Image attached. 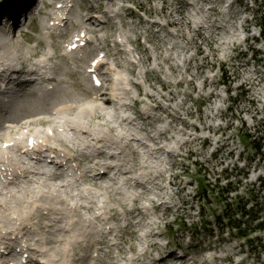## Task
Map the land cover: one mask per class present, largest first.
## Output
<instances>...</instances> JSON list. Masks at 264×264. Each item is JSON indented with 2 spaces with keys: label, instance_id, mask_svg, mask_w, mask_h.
Returning <instances> with one entry per match:
<instances>
[{
  "label": "rangeland",
  "instance_id": "rangeland-1",
  "mask_svg": "<svg viewBox=\"0 0 264 264\" xmlns=\"http://www.w3.org/2000/svg\"><path fill=\"white\" fill-rule=\"evenodd\" d=\"M62 1L39 0L28 9L30 19L20 27L25 35L15 36L14 56L22 66L45 67L42 72L61 82L53 84L63 88L59 102L72 105L62 114L46 111L43 119L51 125L49 148L71 168L75 165L69 169L73 181L61 186V174L32 175L28 181L18 172L10 192L31 182L25 185L29 199L23 198L30 204H21V222L6 213L0 225L45 240L55 232L45 218L54 222L61 217L56 209L62 208L68 214L60 227L69 233L55 232V242L75 229L106 230L108 225L115 230L110 248L96 236V255L90 254L96 264L114 263L115 255L117 264H264V255L255 261L227 239L200 235L181 246L188 233L179 229L180 222L196 218L190 184L197 175L211 182L235 167L245 175L243 188L264 202V158L251 155L236 137L244 130L260 140L264 132V31L258 33L264 0ZM100 5L104 9L98 14L113 17L93 33L94 21L84 19ZM84 28L92 45L67 52L64 44ZM98 42L107 51L104 87L115 96L116 109L108 112L97 110L109 101L102 91L99 101L93 99L98 91L82 76L86 61L98 53ZM20 160L40 169L29 156ZM99 170L106 176H96ZM8 193L2 192L0 200L9 199ZM167 228L173 230L171 243L164 239ZM177 250L186 256L174 263L157 261ZM68 251L74 254L73 247Z\"/></svg>",
  "mask_w": 264,
  "mask_h": 264
},
{
  "label": "bare ground",
  "instance_id": "bare-ground-1",
  "mask_svg": "<svg viewBox=\"0 0 264 264\" xmlns=\"http://www.w3.org/2000/svg\"><path fill=\"white\" fill-rule=\"evenodd\" d=\"M8 0H1L0 1V6L4 5L7 3ZM12 0H9V3L6 4L9 5ZM21 1V0H18ZM28 4L30 3V0H25ZM21 3V2H19ZM6 6H2V8H6ZM34 6V3L30 6V8H32ZM13 9V7L11 8ZM89 13V12H87ZM87 16V15H86ZM92 19V17L87 18L86 22L90 21ZM18 46V41L15 40V36L13 31L12 32H2L0 34V65H4L5 68L7 70H11L12 74H29V75H37V76H41L44 74V72H41L40 75H38V72H40L42 69H44L43 67H35L33 70H30L32 67L36 66V65H28V66H22L18 60L15 58L14 56V51ZM17 64L20 65V68L18 70H13L17 67ZM26 70V72H25ZM55 76L49 78V80H44L45 82H49L50 86L43 90L41 87L36 88L33 91V96L30 97L29 96H25L21 101L20 100H15V95H9V96H5L6 100L13 99V102L6 104L5 106H3V112L8 116V117H13L14 122L16 124H20L19 127L17 128L18 131L17 132H23L25 130H31L34 131V125L35 123L33 122L36 119L37 115H33V116H28L29 118L25 119V124L24 123H20L23 119H19L16 118L15 116L22 112V111H29L30 109L36 108L38 105H44L45 103H49L52 105H59L61 104V102H59V98L61 97V95L63 94V88L60 87H56L54 85H52V83L59 85L61 82L57 81L55 82ZM30 87L32 85H29ZM101 89V88H100ZM20 91H16V93H19ZM113 98H115V96L113 94H111ZM105 97L108 98V96L105 95ZM95 98V97H94ZM32 99V100H31ZM100 99V98H99ZM99 99H97V101H99ZM108 106L105 105H99L97 107V110L101 111V112H108ZM64 106L61 109V111L55 112V113H62L64 111ZM69 109V108H67ZM66 109V110H67ZM88 109L93 112L96 111L94 109V106L89 104ZM4 132H7L8 134H13L14 131L11 130L8 127L4 128ZM35 133V132H33ZM1 137H0V141H1ZM45 141V140H44ZM14 145V144H13ZM12 145V146H13ZM14 148H18V146H14ZM9 150H11L9 148ZM0 155L3 157L5 151H2L0 149ZM5 156H8V160H10L12 163H15L17 156L15 153H13L11 156H9V154H5ZM4 163V162H3ZM23 167H25V170L27 168H32L34 169V166L32 165H25L24 163H22ZM41 169H45L47 170L48 167L47 166H42ZM24 170V171H25ZM18 171V170H17ZM68 171V168L65 169V172ZM9 173H13V184H16V181L18 180V172L14 173V169L9 170L6 172V176ZM28 175H30L31 173H27ZM25 176V178H28L29 176ZM105 176V175H103ZM65 180V179H64ZM32 184L31 182H27L26 184H24V186L20 185L19 186V190L17 191V193H13L9 191V199H4V200H0V209H2L3 211H0V217L1 216H5L6 213H8L9 215L14 214L15 216H17V219L22 220V218L25 217V214L22 212L21 210V204H23V198L25 195H28V193H26V191H30V190H25L24 187L25 185H30ZM8 188V186H7ZM37 194V193H35ZM1 196V194H0ZM7 197V196H6ZM37 197V196H36ZM1 199V197H0ZM3 199V198H2ZM75 207V206H73ZM24 209L28 212H32V209L27 207L26 205H24ZM68 214L66 209H56V215H60L61 217L57 220H55L54 222H52V218L51 217H46L45 219H47L49 221V225L47 226L48 228L51 229H55V232L57 234H62V233H69V230H66V228H61V220L62 218H64V215ZM71 217H69L68 219H70ZM7 221V225L10 224V220L5 219ZM82 229L83 226L79 225ZM87 227V226H86ZM55 232L53 231H49V236L45 239V240H41L40 238H36V240H34L33 238H31L30 236H26L25 239L27 241H31L34 242L35 245L37 247H42V249H44V251L46 253H48L50 255V257H56L58 259V261L61 264H93V261L91 260L90 254L91 252L94 250V240L95 237L97 235V233L99 232V230H94L92 231L90 229L89 230H73L70 234V236L66 239H60L57 242L53 241V236L57 237ZM81 238H85L87 239V243L82 246L79 243V239ZM85 243V241H84ZM73 247L74 248V254L71 255V251H68V247ZM124 260L126 262H129L127 259L124 258ZM161 260V259H160ZM130 264H134L133 262H129ZM109 264H113V263H109Z\"/></svg>",
  "mask_w": 264,
  "mask_h": 264
},
{
  "label": "trees",
  "instance_id": "trees-1",
  "mask_svg": "<svg viewBox=\"0 0 264 264\" xmlns=\"http://www.w3.org/2000/svg\"><path fill=\"white\" fill-rule=\"evenodd\" d=\"M260 30L264 31V24L260 26ZM238 137L253 153H259L260 146L247 131H239ZM238 189L239 184L232 186L228 179L225 180V184H221L218 179L209 182L205 176L198 177L192 196L197 203V217L188 224L182 223L180 225L182 229L191 232L192 240L198 239L200 235L213 238L214 234H217L220 238L228 237L243 241L250 252L254 251L256 245L264 247L259 237L250 238L256 233L264 232V212L261 207L256 206V201L244 200L242 196L237 195ZM231 193L235 196L230 197ZM248 205L249 208H246Z\"/></svg>",
  "mask_w": 264,
  "mask_h": 264
}]
</instances>
